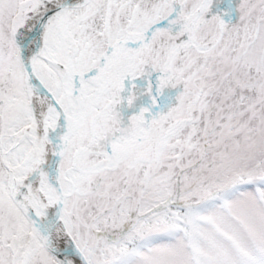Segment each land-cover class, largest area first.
<instances>
[{"label":"snow or ice","instance_id":"snow-or-ice-1","mask_svg":"<svg viewBox=\"0 0 264 264\" xmlns=\"http://www.w3.org/2000/svg\"><path fill=\"white\" fill-rule=\"evenodd\" d=\"M211 4L0 0V264H264V0Z\"/></svg>","mask_w":264,"mask_h":264},{"label":"rangeland","instance_id":"rangeland-1","mask_svg":"<svg viewBox=\"0 0 264 264\" xmlns=\"http://www.w3.org/2000/svg\"><path fill=\"white\" fill-rule=\"evenodd\" d=\"M239 0H212V4L210 5V11L208 15H220L222 19L225 20L226 23H236L239 18L238 11ZM232 12V18H230V14ZM135 88L132 91L136 94V99L134 104L129 107L126 102H124L120 108L122 114L127 117L134 113L135 107L140 103L145 101H149L151 103V99L148 94L144 91L147 85V80L145 78H136ZM129 87V81H125V90L122 92L123 96L127 95V88ZM179 91V86L176 88L166 87L159 94V99L161 101L162 108L159 111H166L170 106L174 105L176 100L175 97ZM124 107V109L122 108ZM156 107V105H154ZM146 117L149 116V113L145 114Z\"/></svg>","mask_w":264,"mask_h":264},{"label":"flooded vegetation","instance_id":"flooded-vegetation-1","mask_svg":"<svg viewBox=\"0 0 264 264\" xmlns=\"http://www.w3.org/2000/svg\"><path fill=\"white\" fill-rule=\"evenodd\" d=\"M159 96V95H158ZM145 102H148L149 104H146V105H141L140 104L138 106L135 107V110H134V113L137 112L139 110L140 107H149V114H155L157 111H159L161 108H162V103L161 105H158L156 104V107H154V105H152L149 101H145ZM124 109V107H122Z\"/></svg>","mask_w":264,"mask_h":264},{"label":"water","instance_id":"water-1","mask_svg":"<svg viewBox=\"0 0 264 264\" xmlns=\"http://www.w3.org/2000/svg\"><path fill=\"white\" fill-rule=\"evenodd\" d=\"M157 103H158V105H161V102L159 100V96H157ZM146 104H149V103L148 102H143V103L140 104V106L141 105H146Z\"/></svg>","mask_w":264,"mask_h":264},{"label":"trees","instance_id":"trees-1","mask_svg":"<svg viewBox=\"0 0 264 264\" xmlns=\"http://www.w3.org/2000/svg\"><path fill=\"white\" fill-rule=\"evenodd\" d=\"M230 18H232V12H231V14H230Z\"/></svg>","mask_w":264,"mask_h":264}]
</instances>
